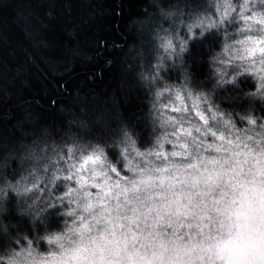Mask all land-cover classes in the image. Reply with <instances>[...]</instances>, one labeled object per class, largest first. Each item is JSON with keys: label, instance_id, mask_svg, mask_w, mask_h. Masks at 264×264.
Instances as JSON below:
<instances>
[{"label": "clouds", "instance_id": "1", "mask_svg": "<svg viewBox=\"0 0 264 264\" xmlns=\"http://www.w3.org/2000/svg\"><path fill=\"white\" fill-rule=\"evenodd\" d=\"M143 12L134 120L62 108L63 129L0 141V264H264V0Z\"/></svg>", "mask_w": 264, "mask_h": 264}, {"label": "trees", "instance_id": "2", "mask_svg": "<svg viewBox=\"0 0 264 264\" xmlns=\"http://www.w3.org/2000/svg\"><path fill=\"white\" fill-rule=\"evenodd\" d=\"M147 2L0 0V141L12 147L44 128L63 129L62 108L85 106L89 118L105 111L114 125L134 120L143 94L124 54L139 38L133 18L146 15ZM198 55H206L201 43L192 59L203 76Z\"/></svg>", "mask_w": 264, "mask_h": 264}, {"label": "rangeland", "instance_id": "3", "mask_svg": "<svg viewBox=\"0 0 264 264\" xmlns=\"http://www.w3.org/2000/svg\"><path fill=\"white\" fill-rule=\"evenodd\" d=\"M198 45V43L194 44V46L196 47ZM194 69H197V66L193 67Z\"/></svg>", "mask_w": 264, "mask_h": 264}]
</instances>
